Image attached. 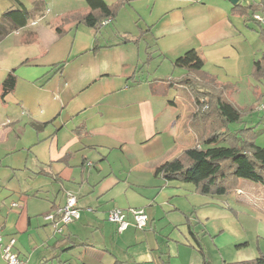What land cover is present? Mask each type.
<instances>
[{
	"label": "crops",
	"instance_id": "0c3cea01",
	"mask_svg": "<svg viewBox=\"0 0 264 264\" xmlns=\"http://www.w3.org/2000/svg\"><path fill=\"white\" fill-rule=\"evenodd\" d=\"M235 4L129 0L98 30L67 23L59 36L56 22L84 10L85 0H0V15L29 12L24 25L0 38L2 242L14 238L27 264H224L264 255L260 184L240 179L234 191L211 196L154 175L196 141L191 97L178 81L185 69L173 60L195 49L218 80L236 88L251 77L264 44L232 12ZM164 60L170 69L155 74ZM12 70L14 87L2 95ZM262 104L260 98L248 115ZM245 116L238 126L257 125L264 144V110L250 124ZM68 191L80 217L57 232L43 216L63 205ZM115 207L143 208L147 227L118 232L107 220Z\"/></svg>",
	"mask_w": 264,
	"mask_h": 264
},
{
	"label": "trees",
	"instance_id": "16d2710c",
	"mask_svg": "<svg viewBox=\"0 0 264 264\" xmlns=\"http://www.w3.org/2000/svg\"><path fill=\"white\" fill-rule=\"evenodd\" d=\"M129 0H85L84 10L65 14L55 24V32L61 35L67 23H83L95 30L105 19L115 18L118 10ZM232 12L243 17L247 26L252 28L264 44V24L253 15L264 18V0L247 5L235 4ZM29 18L25 8H16L0 15V38L24 25ZM125 41L137 38L124 36ZM60 72L63 63L56 64ZM174 67L185 69L178 81L191 97L192 111L188 115V125L195 133V145L185 149L178 157L165 161L154 169V175L163 179L191 183L195 191L202 195H225L238 187L240 179L260 184L264 188V146L255 142L256 126L242 124L243 117L255 110V105L242 108L229 99L235 85L222 82L205 72L203 60L195 49H189L173 60ZM250 76L264 85V49L252 62ZM15 82L13 70L2 82V95L12 91ZM264 96V91L259 98ZM198 244V243H197ZM200 246V245H198ZM197 247L203 254L201 247ZM224 264H264V255L252 259L224 262Z\"/></svg>",
	"mask_w": 264,
	"mask_h": 264
},
{
	"label": "built area",
	"instance_id": "2783aa9c",
	"mask_svg": "<svg viewBox=\"0 0 264 264\" xmlns=\"http://www.w3.org/2000/svg\"><path fill=\"white\" fill-rule=\"evenodd\" d=\"M253 17L264 24V18L260 14H254ZM109 19L101 22V25L106 24ZM264 110V104L261 105ZM127 213L131 216L128 219ZM80 217V211L77 206L76 196L68 191L65 194V202L53 211L44 214L43 219L52 227L54 231L61 232L65 225L77 220ZM107 220L115 224L118 232H123L129 225L143 230L147 227L148 216L143 208H129L123 210L118 207L112 208L107 213ZM15 239L11 238L8 242H2L0 231V250L1 256L5 264H27L26 260L19 257L17 252L14 251Z\"/></svg>",
	"mask_w": 264,
	"mask_h": 264
},
{
	"label": "rangeland",
	"instance_id": "374dc122",
	"mask_svg": "<svg viewBox=\"0 0 264 264\" xmlns=\"http://www.w3.org/2000/svg\"><path fill=\"white\" fill-rule=\"evenodd\" d=\"M252 35L255 36V33L252 32ZM169 64L170 62L168 60H164L163 63L160 65L159 69L155 72V74L161 75V73H167V70L170 69ZM173 76L176 77L177 72L173 73ZM263 90H264L263 86L260 83H258L255 79L251 77H247V78L244 77L238 84H236L235 90L229 93V99L233 103H235L236 105L242 108H248L251 105H256L258 103L260 99L259 94L263 92ZM258 92L259 94H257ZM261 99H264V96H262ZM259 117H263V110L261 108L259 109V111H255L252 115L245 116V121L247 124H250L252 121L254 122L258 120ZM231 127L232 128L238 127V124H234ZM261 135L260 134L257 135L258 143L264 145L261 141L263 135L262 136Z\"/></svg>",
	"mask_w": 264,
	"mask_h": 264
},
{
	"label": "water",
	"instance_id": "95a60500",
	"mask_svg": "<svg viewBox=\"0 0 264 264\" xmlns=\"http://www.w3.org/2000/svg\"><path fill=\"white\" fill-rule=\"evenodd\" d=\"M233 4H235L237 2V0H230Z\"/></svg>",
	"mask_w": 264,
	"mask_h": 264
}]
</instances>
